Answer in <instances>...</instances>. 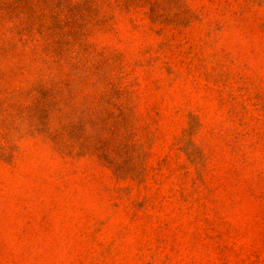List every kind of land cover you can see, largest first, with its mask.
Returning a JSON list of instances; mask_svg holds the SVG:
<instances>
[{"label":"rangeland","instance_id":"obj_1","mask_svg":"<svg viewBox=\"0 0 264 264\" xmlns=\"http://www.w3.org/2000/svg\"><path fill=\"white\" fill-rule=\"evenodd\" d=\"M0 264H264V0H0Z\"/></svg>","mask_w":264,"mask_h":264}]
</instances>
